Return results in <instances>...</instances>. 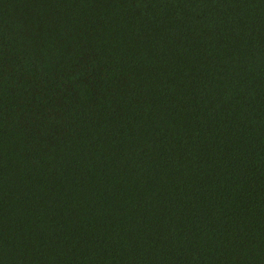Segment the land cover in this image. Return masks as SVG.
Returning a JSON list of instances; mask_svg holds the SVG:
<instances>
[{"label": "trees", "instance_id": "16d2710c", "mask_svg": "<svg viewBox=\"0 0 264 264\" xmlns=\"http://www.w3.org/2000/svg\"><path fill=\"white\" fill-rule=\"evenodd\" d=\"M0 264H264V0H0Z\"/></svg>", "mask_w": 264, "mask_h": 264}]
</instances>
